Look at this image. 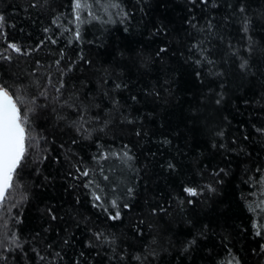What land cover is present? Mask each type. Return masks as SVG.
I'll list each match as a JSON object with an SVG mask.
<instances>
[{
    "label": "trees",
    "instance_id": "1",
    "mask_svg": "<svg viewBox=\"0 0 264 264\" xmlns=\"http://www.w3.org/2000/svg\"><path fill=\"white\" fill-rule=\"evenodd\" d=\"M212 2L121 0L123 23L117 10L114 23H85L81 39L69 43L72 35L61 28L71 29V0H0L6 18L0 51L8 43L21 48L0 60V82L47 104L33 118L41 149L28 157L15 192V200L24 194L27 200L12 210L22 221L14 227L23 250L7 253L2 264H141L136 255L142 264H220L229 248L240 264H264V236L255 235L245 200L257 190L245 181L264 169V132L257 131L264 129V0ZM194 43L206 50L201 65ZM49 78L65 84L61 103L86 105L100 118L91 139L70 126L76 112L53 101V88L47 101L39 97ZM97 142L133 156L130 168L102 162L111 176L104 183L120 197L119 220L93 207L87 178H73L74 165L95 167ZM220 169L217 179L212 174ZM205 184L216 191L199 197L183 191ZM98 232L114 243L97 241ZM33 248L46 259L39 261Z\"/></svg>",
    "mask_w": 264,
    "mask_h": 264
},
{
    "label": "snow or ice",
    "instance_id": "2",
    "mask_svg": "<svg viewBox=\"0 0 264 264\" xmlns=\"http://www.w3.org/2000/svg\"><path fill=\"white\" fill-rule=\"evenodd\" d=\"M197 0H189V3L196 4ZM200 4H208L209 0H199ZM34 6V5H33ZM72 14L75 21V30L72 32V39L79 41L81 39V25L89 23L91 21H101L100 12L108 17L104 20V23H114L112 19L111 10H118V15L120 17V22L123 23L128 17V13L123 9L121 0H71ZM212 6L215 7V0L212 2ZM241 12L244 11L243 8L240 9ZM86 13V16L82 15ZM5 16L0 14V35H4L3 29L5 27ZM59 17L53 20L54 24H57ZM73 21H69L72 23ZM191 24V21H188ZM191 27L196 28V24H191ZM209 29L212 27L211 23L208 24ZM249 27L248 21H244L243 31L247 32ZM158 29L157 31H161ZM48 32L49 29H45ZM63 31H69V29L64 28ZM127 31V28H125ZM52 43H56L53 40ZM203 42H201L202 44ZM201 44L194 43L192 49H197L200 51V58L196 59L194 62L197 65H201L207 58L204 56L206 51L201 47ZM8 50L14 53H21V48L16 43H8L7 48L0 51V60H11V54ZM166 52V48H160L157 56L160 53ZM27 54V53H25ZM63 55V52H61ZM191 59V57H189ZM209 64L213 61L208 60ZM57 65L59 61L56 62ZM248 66L247 60H242L240 63L241 70H245ZM71 69H69L70 71ZM199 76V73H197ZM39 87V85H38ZM48 87L54 89L56 95L52 98L54 102L60 103L61 107L71 108L76 112V118L71 122L70 126L75 127L78 134L81 135L83 139H91L93 132L97 131L94 125L100 122L98 116H91L89 109L86 105L75 104L69 100L62 99V90L65 87L63 80L60 81L58 85L52 84L51 78L48 80V84L45 86V90L39 92V97H42L45 101L49 99ZM120 84H116V88L119 89ZM135 99V97H133ZM220 101L218 100L217 103ZM47 107V104H39L38 97L33 95L29 99L20 94L19 86L13 88L7 83V81L0 82V264L7 261V253L15 252L17 249L23 250V243L21 241L17 230L14 225L21 223V219L18 215L13 213V209L17 208L25 200H27V195L21 196L20 200H15V192L20 184V173L26 165L28 157L33 151H39L41 149V141L44 137L37 133L34 127L33 118L37 114V110ZM131 122V121H129ZM106 124V122H105ZM99 131H104V127L99 128ZM257 131L264 132V129H257ZM139 134V133H137ZM223 135V133H219ZM73 144L77 143L76 140L72 141ZM168 143V141H165ZM215 147V145H213ZM223 147V145H221ZM96 153H93L92 160L95 167L84 166L83 162L80 165H74L78 176H74V179H79L80 177L87 178L83 187L88 189L93 201V207L102 208L105 213H108V219L119 220L121 218V210L119 199L120 197L116 195L117 189L113 185L109 190L108 184L104 182H110L111 176L105 171V164L102 162L108 161H118L121 164L131 167L130 161L133 160V156L128 150L122 152H117L115 150H105L104 146L97 142ZM127 149V146H125ZM47 152V149H43ZM46 158V157H44ZM42 162V160L40 161ZM174 165L169 162L168 168L174 169ZM115 166H109V172H115ZM39 172V169H37ZM224 169H220L218 172H213V176L217 179ZM256 172L260 175L258 177L249 176L245 181L250 188H256L257 190L250 191L247 193V197H253L254 199L246 200V207L250 213L253 214L252 228L256 236H264V169L257 168ZM227 174V173H225ZM207 190L209 192H215L216 188L212 184H205L201 187L185 186L183 188L184 193L188 197H199L202 195L203 191ZM127 193L129 196L133 193V188L128 187ZM109 195H115L116 198L109 200L107 197ZM14 201V202H13ZM192 204L194 201L189 199L187 201ZM183 203V201H181ZM124 208H128L129 205L125 203ZM110 209L114 211H110ZM52 219H56L53 215ZM97 241H102L105 243H114V240H108L104 237V233H95ZM67 240L64 241L67 244ZM195 244V239L189 241L188 245L185 246L184 251L188 250V247ZM91 247V243L88 245ZM51 247V245H49ZM227 247V246H225ZM36 252L39 261H44L46 257L41 255L40 252L33 248ZM261 251L264 252V245H261ZM83 255V253L81 254ZM56 257H60V253H55ZM227 257L222 260L220 264H240L239 259L233 254L232 250L227 249ZM62 259V257H60ZM137 261H141L140 255L133 257ZM121 259H124L121 256ZM143 259H146L144 257ZM55 264V260L52 261Z\"/></svg>",
    "mask_w": 264,
    "mask_h": 264
},
{
    "label": "rangeland",
    "instance_id": "3",
    "mask_svg": "<svg viewBox=\"0 0 264 264\" xmlns=\"http://www.w3.org/2000/svg\"><path fill=\"white\" fill-rule=\"evenodd\" d=\"M110 11L112 12V17L117 13V10H111L110 9ZM82 15L86 16V13H84ZM100 15H101V21H104V20L108 19V17L106 15H104L103 12H100ZM72 21L73 22H72L71 29H69L70 35H72V32L75 30V21H74V18H73V14H72ZM101 21H98V22H101ZM83 25H81V28H82ZM64 28H66V27L61 28V30H63ZM66 32H68V31H66Z\"/></svg>",
    "mask_w": 264,
    "mask_h": 264
}]
</instances>
